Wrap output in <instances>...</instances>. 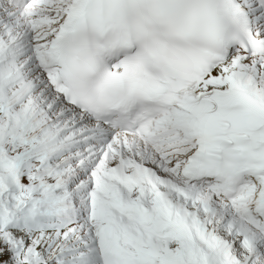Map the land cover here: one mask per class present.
<instances>
[{
	"label": "snow or ice",
	"instance_id": "6c2138e0",
	"mask_svg": "<svg viewBox=\"0 0 264 264\" xmlns=\"http://www.w3.org/2000/svg\"><path fill=\"white\" fill-rule=\"evenodd\" d=\"M0 264H264V0H0Z\"/></svg>",
	"mask_w": 264,
	"mask_h": 264
}]
</instances>
